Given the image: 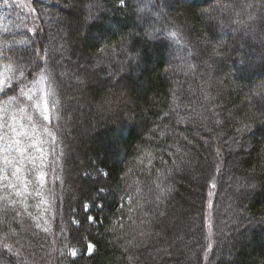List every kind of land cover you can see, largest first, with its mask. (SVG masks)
I'll return each mask as SVG.
<instances>
[{
  "label": "trees",
  "instance_id": "obj_1",
  "mask_svg": "<svg viewBox=\"0 0 264 264\" xmlns=\"http://www.w3.org/2000/svg\"><path fill=\"white\" fill-rule=\"evenodd\" d=\"M27 1L34 33L0 0V68L25 72L0 103L46 68L49 120L27 111L52 135L41 196L27 165V210L0 202V264H149L179 211L195 225L166 248L178 262L264 264V65L226 35L264 37V0Z\"/></svg>",
  "mask_w": 264,
  "mask_h": 264
},
{
  "label": "snow or ice",
  "instance_id": "obj_2",
  "mask_svg": "<svg viewBox=\"0 0 264 264\" xmlns=\"http://www.w3.org/2000/svg\"><path fill=\"white\" fill-rule=\"evenodd\" d=\"M126 0H120V4L123 5ZM21 7H28L29 12L34 11L30 5H21ZM207 11V9L205 10ZM95 19V17H93ZM25 41H14L15 43H24ZM12 46V45H9ZM3 48L0 47V53H2ZM15 61L9 60V63L5 65V69L8 72L18 71L20 77L23 78L25 72L22 68H13ZM0 76H3V79H0V93L5 92V89L8 87H15V85L11 84V81L16 77L7 76L3 73H0ZM50 79V75L46 68H40L38 72H36L35 77V85L38 87L39 85L44 84L46 81ZM43 93L42 96L36 97L30 94L29 92H25L22 88L20 90L19 95H10L8 99L3 101V109L0 111L4 112V123H0V192H3L4 195H0V202L7 201L8 206L15 205L20 203L24 206L25 210H27L26 198L31 195L28 191L29 181L23 178L26 166L32 165L33 171H37L38 175L36 179L39 181L40 188L34 189L36 196H41V192L43 189V181H44V173L39 170L35 161L39 159L40 166H43V162L45 160L44 150L41 147L43 141L41 139L42 135L51 136L52 133L47 127H42L38 122H33V118L30 113L26 111V107L24 105V100L21 97H24L27 101L32 102V107L39 113V115L43 118L44 121L49 120V112H48V102L47 98L50 95H54L53 90L49 87V89H40ZM9 105H13L17 108L18 114L20 117L25 119L27 124H18L16 122V116L13 115V123H7V108ZM249 130H251V125L248 126ZM38 128L41 130L38 131ZM54 139V137H53ZM34 152H39V157L35 156ZM101 191L103 189L101 188ZM15 196L17 200H12L11 197ZM45 201L43 197H41L40 204H43ZM6 206V207H8ZM92 205H86L85 210L87 211ZM39 208L40 205H37ZM88 222L94 223L95 218L92 216L87 217ZM36 227L41 228L39 223V217H36ZM47 231V228L43 229ZM8 250L11 251V246H7ZM94 248V245H88V250L91 252ZM73 256L75 252L71 253Z\"/></svg>",
  "mask_w": 264,
  "mask_h": 264
},
{
  "label": "rangeland",
  "instance_id": "obj_3",
  "mask_svg": "<svg viewBox=\"0 0 264 264\" xmlns=\"http://www.w3.org/2000/svg\"><path fill=\"white\" fill-rule=\"evenodd\" d=\"M9 2L14 7H17V9H19V11L23 15V17H25L23 22H24V24L27 25V28H26L27 31H29V33L36 32L38 27H39L38 23L36 21V15L35 14L29 15L28 10H27L28 8L27 7H21V5H27L28 1L27 0H9ZM57 20H59V19L56 17L55 22H57ZM207 22L210 23V20L208 19ZM54 23L50 24V28H53V31L57 30V32H60V30H58V28H56V24L54 25ZM64 25H65V23H64ZM216 31H217V34L219 35V37L224 36L223 35L224 32L222 31V29H220V27ZM233 34H234L233 32L232 33H226L227 37L230 38V40H236L240 49L243 48V45L246 42L251 43V45L253 47L252 50L249 49V51H248V55L252 59H248V55L243 54V56H242L243 61L244 62L248 61V63L253 65V67H255V68L259 65H264V37L259 35L258 32L252 31L249 34H242L240 41H238L237 39L233 38V36H232ZM58 35H59L58 37L56 36L57 39L62 37L63 41L65 39L67 41V37H65V34H63L62 31ZM56 37H54L55 41H53V42L58 41V40H56ZM243 53H246V51L244 50ZM174 54H175V52L172 51V49H171V52L169 53V57H170V55L174 56ZM73 59H74L73 63H77L78 65L83 64L85 66V68H87L89 71L91 70L92 65L90 67H86L87 65H86L85 61L82 60L81 57L74 56ZM174 71L176 72V70H174ZM0 73H3L4 75H7V76H12L11 72L6 71L5 67L0 68ZM0 79H3V76H0ZM209 83H208V85L207 84L204 85L205 88H209L208 87ZM260 87H262V85ZM40 89L47 90L49 88H47L46 83H44L42 85H39L38 87H36V86H33L31 88L29 87L25 90V92L27 93V92H29V90H31L30 94H32L36 97H39V96L43 95V93L40 91ZM7 99L8 98H5L4 101ZM120 99H121V96H120ZM120 99L114 97L113 99L109 100V99L105 98L104 103L107 102V104L111 107H117V106L122 107V106H124L125 98H123L122 101ZM23 100H24L23 106L26 107V111H27L28 104H30V110L33 109L35 112H37L35 110V108L31 106L32 105L31 101H27L24 97H23ZM47 102L49 104L48 105V111L50 112L49 97L47 98ZM107 104L106 105L101 104V105H102V107H108ZM3 107H4L3 103H0V109H3ZM8 110H9V112H8ZM122 112H123V114H126L125 109H123ZM13 115L16 116V122L18 124H27L28 123L25 119H23L22 117L19 116L18 110L15 106L9 105L7 108V123L8 124L13 123V119H12ZM0 123H4V112L3 111H0ZM234 148L235 147L233 146L230 148V150L233 151V150H235ZM75 150L79 151V146L78 147L75 146ZM30 151H33V153H34V150H30ZM71 151H72V149H71ZM171 220H172V222H171ZM171 220L169 221V228H171V238H167V241H163V238L165 236L164 232L162 234H160V240L163 243L160 245L154 246L152 248L153 254H151L152 257H150L151 260H150L149 264H182L181 261L178 262V259L174 258V256L172 255V252L167 251L166 248H167V246H171V244L176 239H180V238L183 239V237L186 236V230H185L186 227L189 228L190 226H194L195 224H194V221L192 219H188V213L184 212V214H183L182 211H179V213H176L175 217L173 216ZM162 235H164V236H162ZM188 238L189 237H186L185 242L188 240Z\"/></svg>",
  "mask_w": 264,
  "mask_h": 264
}]
</instances>
